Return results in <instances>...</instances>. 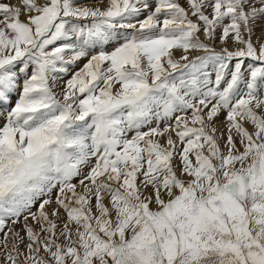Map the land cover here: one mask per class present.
Returning a JSON list of instances; mask_svg holds the SVG:
<instances>
[{"label": "snow or ice", "instance_id": "obj_1", "mask_svg": "<svg viewBox=\"0 0 264 264\" xmlns=\"http://www.w3.org/2000/svg\"><path fill=\"white\" fill-rule=\"evenodd\" d=\"M0 264H264V0H0Z\"/></svg>", "mask_w": 264, "mask_h": 264}, {"label": "rangeland", "instance_id": "obj_2", "mask_svg": "<svg viewBox=\"0 0 264 264\" xmlns=\"http://www.w3.org/2000/svg\"><path fill=\"white\" fill-rule=\"evenodd\" d=\"M257 32H258V34H259V30H257ZM255 39V38H254ZM13 102H15V98H14V101Z\"/></svg>", "mask_w": 264, "mask_h": 264}]
</instances>
